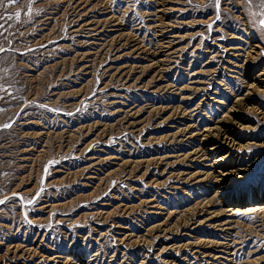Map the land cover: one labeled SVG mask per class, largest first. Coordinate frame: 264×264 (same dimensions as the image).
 Masks as SVG:
<instances>
[{
  "label": "rangeland",
  "instance_id": "obj_1",
  "mask_svg": "<svg viewBox=\"0 0 264 264\" xmlns=\"http://www.w3.org/2000/svg\"><path fill=\"white\" fill-rule=\"evenodd\" d=\"M29 3L0 8V264H264L260 17Z\"/></svg>",
  "mask_w": 264,
  "mask_h": 264
},
{
  "label": "snow or ice",
  "instance_id": "obj_2",
  "mask_svg": "<svg viewBox=\"0 0 264 264\" xmlns=\"http://www.w3.org/2000/svg\"><path fill=\"white\" fill-rule=\"evenodd\" d=\"M20 2V0H0V8H5L7 6L11 5H17ZM141 0H134V3L139 4ZM31 3H35V0H30V3L27 8V15L29 19H31L32 16V7ZM188 3L192 5L194 9H212L215 14V19L213 20L212 24L207 25V28L209 31L212 30L213 24H215L217 21H220L222 19V15H231L229 11L226 10V6L231 7H237L239 6L240 10L244 12L247 16L255 18L257 16L260 17L259 19V25L261 27V30L264 31V0H208L207 4L200 5V4H194L193 0H188ZM39 11V10H38ZM137 16L138 13H135ZM21 13L16 12L15 17L16 19L20 18ZM2 18V17H0ZM9 20L12 19V16L8 17ZM142 19V18H141ZM0 28H3V25L0 24ZM2 35V33H0ZM6 49H4L2 46H0V53L5 52ZM0 90H4V86L0 85ZM29 104L32 103H38L36 101H30ZM38 107L47 109L49 106L47 104H38ZM52 112H57L59 109L52 108L50 109ZM2 111V109H0ZM79 111V109H78ZM68 115H72V113H68ZM12 127L11 123H5L3 125H0V130L3 129H9ZM54 163V162H50ZM43 191V189H41ZM19 197V199L23 200L24 197L21 196L18 192H13L11 196H4L3 199H0V206L6 205L9 200L12 198ZM27 203L32 204L34 203V200H28ZM25 219L27 223H31L30 220H27V213H25Z\"/></svg>",
  "mask_w": 264,
  "mask_h": 264
},
{
  "label": "bare ground",
  "instance_id": "obj_3",
  "mask_svg": "<svg viewBox=\"0 0 264 264\" xmlns=\"http://www.w3.org/2000/svg\"><path fill=\"white\" fill-rule=\"evenodd\" d=\"M248 56H252V54H251V51L250 52H248ZM249 59H247L248 60V64L250 63V64H252V62H253V59H251L250 57H248ZM263 84H264V81L261 83V82H259V80H255L253 83H250L249 85H248V89H249V93H248V95L244 98V99H246V100H249V99H251V95L252 94H254V93H256V92H263L264 91V86H263ZM241 103V102H240ZM242 104V103H241ZM241 104H239V105H241ZM236 107H239L238 105L236 106ZM232 111H230V112H236L237 111V108H235V106H233L232 107V109H231ZM224 127V125L222 124V125H216L214 128H213V130H214V134L215 135H212V131L213 130H211V128H207V129H205V131H207L208 130V133L206 134V139H208V138H210V137H213L214 136V138H216L219 134H220V132H221V130H222V128ZM222 133V132H221ZM232 141H235V140H232ZM231 141V142H232ZM219 142H216V143H213V145H212V149H220L221 147H223V146H219ZM222 145V144H221ZM230 155V154H229ZM214 160V162L212 163L213 165H215L216 166V164L218 163V162H221V161H223L224 159H225V156L224 155H220V156H217V157H215V158H213ZM220 165V164H219ZM220 167V166H219ZM213 168V167H212ZM220 172V173H219ZM219 172H217V174L219 175H223V178L222 179H226V178H224V177H229V175L231 176L233 173H230L229 174V172H225V173H223L224 171H222V170H220ZM214 173V172H213ZM218 175L217 176H215L216 178H218ZM241 175L242 174H238V176H240L241 177ZM228 179V178H227ZM220 180V179H219ZM219 180H217V181H219ZM257 194V196H260L259 194H262V198L261 199H264V191H263V193L262 192H260V193H256ZM256 194H254V193H248V194H246V197H247V200H250V199H252V198H254V196H256ZM246 199H244V201H245ZM256 200H258V199H256Z\"/></svg>",
  "mask_w": 264,
  "mask_h": 264
}]
</instances>
